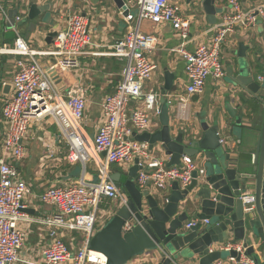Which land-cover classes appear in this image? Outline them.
Masks as SVG:
<instances>
[{
    "label": "built area",
    "instance_id": "1",
    "mask_svg": "<svg viewBox=\"0 0 264 264\" xmlns=\"http://www.w3.org/2000/svg\"><path fill=\"white\" fill-rule=\"evenodd\" d=\"M118 16L126 24V32L112 44L108 56L123 61L124 70L115 92L101 102L102 122L93 139L87 138L83 129L85 91L81 87L62 91L55 81L60 74L76 70L79 58L87 54V48L92 45L86 15L77 13L67 18L65 27L56 32L51 51L32 50L18 33L13 48L0 50L1 54L21 57L11 80L12 96L4 101L1 110L5 129L0 157V264L17 263L26 240L21 224L32 221L25 205L30 189L20 178L15 162L25 155L23 142L33 122L51 118L67 146L66 160L83 167L90 162L97 179L90 183L81 179L49 187L39 196L43 204L55 210L52 215L36 220L51 237L50 244L42 251L44 264H105L102 254L89 249V241L96 232L99 205L104 199L117 201L119 206L127 205L128 201L111 180V166L117 165L126 173L137 161L139 170L134 184L139 191L148 192L165 190L173 182L185 190L194 180V172L196 180L205 176V168L192 157L183 156L179 166L167 167L149 150L148 143L138 142L132 136L149 132L150 116L158 114L157 99L160 97L153 91L143 93V84L151 79L156 68L148 58L155 50L156 39L139 30L140 22L167 24L180 40L174 52L184 63L187 84L183 92L165 97L171 106L184 111L188 99L203 92L208 78L223 80L225 72L220 53L226 37L238 27L250 29L264 19V5L244 11L238 0H227L219 22L211 29L210 43L200 44L193 51L184 47L192 40L191 20L169 0H123ZM40 56L52 57L55 61L45 68L38 59ZM139 99L143 100L141 105L129 112L128 104ZM219 144L226 142L219 138ZM241 200L248 206L253 197L243 194ZM198 222L192 220L185 229ZM200 223L208 224L206 220ZM129 229L130 225L126 224L123 231ZM62 231L81 232L87 241L72 253L61 240ZM230 248L241 254L238 261L229 259L232 264H253L251 258L244 256L242 244L230 245L227 249Z\"/></svg>",
    "mask_w": 264,
    "mask_h": 264
},
{
    "label": "crops",
    "instance_id": "2",
    "mask_svg": "<svg viewBox=\"0 0 264 264\" xmlns=\"http://www.w3.org/2000/svg\"><path fill=\"white\" fill-rule=\"evenodd\" d=\"M172 4H177L183 15L191 20V42L184 47L188 51H193L200 44H209L212 37L211 29L220 20L221 12L227 5V0H215V23L209 24L207 15L204 13L199 0L188 2L186 0H169ZM242 10H251L264 5V0H238ZM50 6L48 12L42 13L32 22H27L19 27H9V15L16 14L17 22L26 17L31 5ZM119 9L113 0H0V50L13 48L16 40V33L25 40L27 45L37 52H47L53 49V41L47 43L48 34L56 33L65 27L67 18L72 14H83L89 18V33L92 45L87 48L85 55L79 58V66L76 70L60 74L56 78V84L62 91L70 88L81 87L86 94V115L83 124L85 135L93 139L97 127L102 122L101 102L104 97L115 92L121 81L124 70V62L115 57L108 56L111 46L115 41L124 37L126 24L118 16ZM32 24L36 25L35 30H31ZM139 30L143 34H149L156 39L155 50L148 55L149 60L156 66L151 79L143 84V93L153 91L161 96L165 85V73L173 77L171 89L166 94L183 92L187 84L184 72V63L180 55L174 52L179 46L180 40L175 32L167 24L153 25L148 21H141ZM30 31V32H29ZM29 32V35H27ZM243 44L246 60L254 59V53L264 54V19L258 20L253 28L246 29L238 27L233 34L226 37L221 47V64L225 76L221 81L208 78L205 82L204 90L201 94L193 95L188 100L186 110L180 111L176 106L169 109L170 134L173 138L180 133L183 134L184 144L198 139L202 135L201 123L207 126L218 123L220 131L218 136L226 144L220 145L223 155L229 156L231 161L237 159L251 160L253 145L251 143L254 129L245 127L250 118L242 115V128L236 130L235 126L237 111L235 115L229 114L226 104H231V108L236 110L237 101L233 94L235 90L231 84L230 72L237 62L239 44ZM20 56L0 53V157L1 141L5 125L2 118V107L4 101L12 96L11 80L16 72V62ZM39 61L43 67H48L54 63L52 57L40 56ZM164 95V96H165ZM157 99V108L158 100ZM142 99L131 101L128 104V111L138 107ZM238 110V109H237ZM151 128L149 132L159 129L158 114L152 113L150 116ZM253 125V121L250 120ZM258 122L255 121L254 126ZM91 124V127L87 125ZM229 126L227 131L225 126ZM253 129V132H252ZM219 143V140H218ZM25 155L22 160L15 162L20 178L27 184L30 193L25 200L26 214L32 220L22 223L21 227L25 232L26 240L19 254V260L15 264H44L42 251L51 242L49 232L46 231L36 220L52 215L55 210L52 206L45 205L39 200V196L49 187L63 186L71 181L83 179L85 182H95L96 173L94 166L89 162L83 167L80 163H69L66 160L68 154L67 146L54 121L49 118L41 122H33L29 128L26 139L23 142ZM158 160L167 166L170 161L169 156H165L160 147H156ZM199 165L205 168V159L199 154L192 157ZM180 163V161H179ZM168 167V166H167ZM173 167V166H172ZM111 175L120 174L127 176L117 165L110 168ZM126 181V180H125ZM124 181V182H125ZM122 182V183H124ZM197 189H195L196 191ZM192 191L185 200L179 204V213L182 211L183 203L192 198L195 193ZM171 186L165 190H151V196L157 195L163 201L170 195ZM250 194V193H246ZM165 203V201H164ZM99 215L96 218L95 229L98 231L115 214L119 207V202L102 200ZM192 220H197L189 215L185 225ZM209 224L203 225L208 227ZM61 240L74 253L82 248L86 243V236L81 232L62 231ZM242 242H237L239 244ZM255 247V246H254ZM211 250H221V246L213 244ZM159 250L145 251L143 254L132 258L126 264H157L159 262ZM197 262V260H196ZM194 264H197V263ZM178 264H189L183 259L178 260ZM224 264V263H223Z\"/></svg>",
    "mask_w": 264,
    "mask_h": 264
},
{
    "label": "water",
    "instance_id": "3",
    "mask_svg": "<svg viewBox=\"0 0 264 264\" xmlns=\"http://www.w3.org/2000/svg\"><path fill=\"white\" fill-rule=\"evenodd\" d=\"M113 1L118 9L122 8L123 0ZM199 1L209 24H214L215 0ZM49 9V5L39 7L33 4L20 22H15V13L9 15V27L32 22ZM126 15L127 12L124 13ZM35 28L36 25L32 24L30 31ZM55 35L48 34L47 43H51ZM246 49L242 43L239 44V62L230 72L237 108L234 110L231 104H226V108L233 116L237 111L235 126L238 131L243 126L242 115L253 121V125L250 120L245 121V127L254 129L251 160L231 161L229 156L222 154L218 143V123L207 126L202 122L201 137L188 145L184 144L182 133L175 138L171 136V105L164 95L171 89L173 77L166 72L165 85L158 100L159 129L140 135L133 133L132 136L138 142L148 143L156 158L160 155L156 150L159 146L164 155L170 157L168 167L179 166L183 156L195 157L199 154L205 159L206 173L196 180L194 172V180L185 190L173 182L165 203L163 198L137 189L133 181L139 170L137 161L128 170L124 183L120 174L111 175L116 188L121 189L128 201L127 205L118 207L89 241V249L102 254L105 264H126L145 251L153 250H159L157 264H178L179 259L189 264H194L196 260L197 264H232L229 259L238 261L241 254L234 248H227L237 242H242L239 244L245 249L244 256L251 258L253 264H264V54L255 52L254 59L247 61L245 53H242ZM255 121L258 123L254 126ZM224 129L227 131L229 126ZM192 191L195 193L183 203L179 213L180 202ZM246 193L253 197L248 206L241 200ZM189 215L199 222L184 229L183 223L188 221ZM205 220L209 224L206 228L200 223ZM126 224L130 225V229L123 231ZM213 244L221 246V250L210 251Z\"/></svg>",
    "mask_w": 264,
    "mask_h": 264
},
{
    "label": "rangeland",
    "instance_id": "4",
    "mask_svg": "<svg viewBox=\"0 0 264 264\" xmlns=\"http://www.w3.org/2000/svg\"><path fill=\"white\" fill-rule=\"evenodd\" d=\"M183 13V12H182ZM132 14L135 16L136 15V12L133 10L132 11ZM185 16V15H184ZM88 127H91V124H89V125H87ZM126 180V177L125 176H123V178H122V182H124ZM101 207L99 206V209H100Z\"/></svg>",
    "mask_w": 264,
    "mask_h": 264
}]
</instances>
